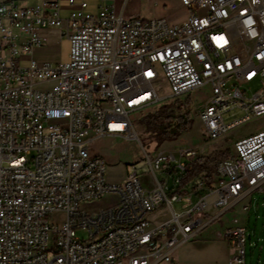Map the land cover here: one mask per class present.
<instances>
[{"label": "built area", "instance_id": "built-area-1", "mask_svg": "<svg viewBox=\"0 0 264 264\" xmlns=\"http://www.w3.org/2000/svg\"><path fill=\"white\" fill-rule=\"evenodd\" d=\"M90 1L0 2V264H177L176 250L212 221L211 207L264 192V130L236 140L210 186L182 183L199 156L192 146L146 153L151 171L133 166L120 183L89 147L104 136L140 141L134 118L162 99L161 81L174 99L210 88L195 112L208 141L263 115L264 0H180L189 16L175 24L126 18L115 0L93 12ZM51 27L70 41L67 62L34 56ZM254 84L261 89L249 95ZM234 108L246 115L227 123ZM56 214L60 223L50 221ZM224 238L234 250L228 264H246V227Z\"/></svg>", "mask_w": 264, "mask_h": 264}, {"label": "rangeland", "instance_id": "rangeland-1", "mask_svg": "<svg viewBox=\"0 0 264 264\" xmlns=\"http://www.w3.org/2000/svg\"><path fill=\"white\" fill-rule=\"evenodd\" d=\"M37 0H17L20 8L31 7L36 4ZM125 5L124 0H117ZM99 0L90 1V10L98 11ZM127 4V3H126ZM176 5V0H130L128 6L129 11L143 19H150L154 16L165 18L170 24L181 22L184 10H176L170 13V9ZM126 6V5H125ZM53 28V27H52ZM57 28V27H54ZM59 30V28H57ZM70 41L67 37L61 35V30L56 31L47 36L46 41L34 56L40 61L49 62H67L70 58ZM4 58H8L9 53L1 51ZM24 60L21 64H27L30 56L28 53L23 54ZM161 100L149 109L135 116V129L140 138L138 140H127L125 137L104 136L96 139L90 144V154L100 156L107 165L106 177L108 181H123L128 172L133 171V166L138 168V173L144 175L149 173L150 167L146 165V153L152 159H155L160 150L167 148L189 147L198 149V154H209L215 150L228 151L233 153L235 142L239 138L249 136L251 134L264 130V114L260 116H252L247 122L236 126L229 130L227 134L217 140L208 141L207 132L204 123L195 115L198 106L206 102L210 96V88L204 87L185 94L181 100H189L191 105L189 111L193 110V125L189 131L176 142H162L157 140L153 130L148 129L142 122L143 118L148 114H153L158 108L164 104H169L174 100L170 96V89L165 81H161L156 85ZM260 88L259 84H254L249 90V95H253ZM246 112L240 108H234L226 113L224 118L227 123L242 118ZM142 143V145H141ZM157 177L162 179L163 174L157 172ZM112 197L107 198L103 202L110 203ZM98 202L89 206V209L96 210L100 203ZM244 203L248 204L246 209L243 208ZM181 204L174 203V208L180 210ZM166 208H162L158 213H164ZM245 212L242 224L246 227L247 243H246V264H259L264 262V192H254L250 197L240 202L234 207V213ZM238 216V215H237ZM62 214L50 216V221L60 223L63 219ZM216 225L211 226L214 228ZM216 229H213V231ZM203 230L191 240L182 244L181 250L187 251L185 255L179 259L180 264H220L225 262L226 258L233 253L229 242H220L214 233ZM78 235L85 236L80 230ZM191 248L192 252L188 253Z\"/></svg>", "mask_w": 264, "mask_h": 264}, {"label": "trees", "instance_id": "trees-1", "mask_svg": "<svg viewBox=\"0 0 264 264\" xmlns=\"http://www.w3.org/2000/svg\"><path fill=\"white\" fill-rule=\"evenodd\" d=\"M189 100L174 99L164 104L153 114H148L142 120L148 129L153 130L159 143L178 139L184 132L191 129L193 117L190 113ZM228 151L215 150L203 154L187 163V171L183 174L182 183L201 178L206 186L213 183L216 166L229 156ZM182 187H177L180 190Z\"/></svg>", "mask_w": 264, "mask_h": 264}, {"label": "crops", "instance_id": "crops-1", "mask_svg": "<svg viewBox=\"0 0 264 264\" xmlns=\"http://www.w3.org/2000/svg\"><path fill=\"white\" fill-rule=\"evenodd\" d=\"M5 1H8V0H0V2H5ZM41 1L42 0H37L35 5L41 3ZM124 1H125L124 4L126 6L122 5L120 2H117V0L114 1V4L116 5V9H117V11L119 13H122L123 16L126 17V18H137V17H141L142 18V16H137L135 13L129 11L127 5L129 4L130 0H124ZM16 3H17V0H16ZM176 10H178V11L184 10L183 19L181 21L185 20L189 16L188 11L181 5L180 0H176V5H174V7H172L170 9V13L174 12ZM154 17H156V16H154ZM157 17H160V16H157ZM56 31H60V29L58 30L57 28H54V27L52 28L51 27V28H47V29L43 30L42 33H43V36L46 39L47 36H49L50 34L56 32ZM40 48H41V46L35 47L34 48V54L38 53ZM185 133L186 132H184L183 134H185ZM183 134L178 138V140L183 136ZM176 141H177V139L173 140L171 142H176ZM164 142H169V141H164ZM165 151H174V148H167V149H165ZM199 155H203V154H199ZM125 178L123 179V181L125 180ZM123 181H119V182H114L113 181V183H120V182H123ZM109 182H111V181H109ZM213 198H214V196L211 199H213ZM108 205H109L108 202L100 203L99 207H97L96 210H100V209L106 208ZM209 210L210 211L205 214L204 219H205V221H209V220H212V221L205 227L204 230H206L208 232H211V233H214V231H215V235H216L217 239H219L220 242H226L227 243V240L224 238L225 230L227 228H230V227L235 226V225H241L242 221H243V218H244L245 212H242V211L241 212H236L235 211V213H234V208L219 209V208L211 207ZM156 217H157V214H153V215L149 216L151 221H155ZM213 225H216V227L210 228L211 226L213 227ZM213 229H216V230L213 231ZM181 246L175 252V258H176L177 264H180L179 259L181 260V256L185 255V253L187 252V251L183 252V250H181ZM189 252H192L191 248L188 249V253ZM230 257H231V255L226 258L225 262H221L220 264H228Z\"/></svg>", "mask_w": 264, "mask_h": 264}]
</instances>
